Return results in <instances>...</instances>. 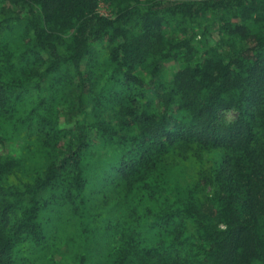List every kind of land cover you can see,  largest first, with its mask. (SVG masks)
Listing matches in <instances>:
<instances>
[{
    "label": "trees",
    "instance_id": "1",
    "mask_svg": "<svg viewBox=\"0 0 264 264\" xmlns=\"http://www.w3.org/2000/svg\"><path fill=\"white\" fill-rule=\"evenodd\" d=\"M0 264H264V0H0Z\"/></svg>",
    "mask_w": 264,
    "mask_h": 264
},
{
    "label": "rangeland",
    "instance_id": "2",
    "mask_svg": "<svg viewBox=\"0 0 264 264\" xmlns=\"http://www.w3.org/2000/svg\"><path fill=\"white\" fill-rule=\"evenodd\" d=\"M100 11L103 13H108L107 8L105 7L104 4L101 5ZM173 76V70L171 68H167V73H166V78L170 79ZM224 114V115H223ZM237 116V113L234 111H223L220 113V118L226 119V120H232L235 119Z\"/></svg>",
    "mask_w": 264,
    "mask_h": 264
}]
</instances>
